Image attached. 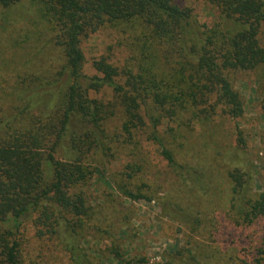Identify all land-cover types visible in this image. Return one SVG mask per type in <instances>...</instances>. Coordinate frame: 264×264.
Masks as SVG:
<instances>
[{
	"label": "trees",
	"instance_id": "obj_1",
	"mask_svg": "<svg viewBox=\"0 0 264 264\" xmlns=\"http://www.w3.org/2000/svg\"><path fill=\"white\" fill-rule=\"evenodd\" d=\"M31 1L29 13L34 10V16L29 22L39 26V33L51 35L61 63L49 80L33 89L19 83L7 111L0 85V264H36L43 242L60 253L61 261L66 256L68 264H98L82 245L83 233L92 229L113 234L95 223L98 212L87 189L96 172L108 171L118 147H133L145 135L158 146L182 189L208 197L218 168L208 166L207 173L201 162L197 168L179 164L165 132L176 129L194 148L195 132L200 131L218 146L216 120L225 123L245 114L243 95L234 83L241 72L257 74L258 104L264 113V0H200L217 11L211 24L201 22L181 0ZM21 2L0 0L3 34L19 20L13 16ZM108 28L127 36L128 57L116 65L111 56H101L90 74L82 41ZM106 92L112 100L99 97ZM119 114L120 131L113 135L108 125ZM169 123L175 125L164 132ZM192 151L199 160L209 155ZM141 168L140 163L128 164L130 171L120 182L115 180L120 195L135 201L153 198L143 192L148 184L131 186ZM227 170L230 224L216 219L208 232L212 237L222 234L226 241L233 237L232 242L240 232L252 259H241L232 246L223 248L213 238L215 247L189 242L169 252L162 264H264V187L255 192L253 169ZM163 211L193 233L208 230L203 212L183 207V202L168 201ZM259 224V245L251 244L256 232L244 241L243 229ZM112 251L116 260L125 261L115 242ZM53 253L45 255L52 259Z\"/></svg>",
	"mask_w": 264,
	"mask_h": 264
},
{
	"label": "rangeland",
	"instance_id": "obj_2",
	"mask_svg": "<svg viewBox=\"0 0 264 264\" xmlns=\"http://www.w3.org/2000/svg\"><path fill=\"white\" fill-rule=\"evenodd\" d=\"M181 1L193 8L201 22L213 23L212 12L215 14L216 10L200 0ZM31 2L22 0L16 7V15L13 18L19 20L11 26L7 34L0 30V85L6 95L2 102L5 111L10 109L11 98L20 88L19 83L25 81L24 86L33 89L49 80L61 63L60 48L54 42H49L51 35L39 33V26L29 22L34 16V10L29 13ZM126 37L117 30L108 28L84 38L81 47L86 58V71L93 74V61L101 56H111L110 62L123 64L129 53L125 47ZM256 76L255 72H241L235 76V86L243 95L246 104L245 114L236 120H226L225 123L222 118L216 120L217 133L220 136L217 140L218 146L214 145L211 137L202 136V133L197 131L195 138L193 137L196 147L192 148L186 142L185 135L177 132L174 127V132H165L175 124L169 123L164 128L166 144L174 152L179 164L197 168L198 162H201L202 169L207 173H210L208 166L218 168L219 172H216L212 181L214 191L208 197L194 196L188 188L182 189L179 177L160 154L158 146L146 140L145 135L138 137V142L133 147L124 150L118 147V154L107 165L108 171L95 173L87 189L90 196L88 200L98 212L95 223L100 224L103 229H109L113 234L109 237L104 232L92 229L83 233L82 245L98 264H162L169 252L193 241L207 248L215 247L218 241L223 248L232 246V252L238 253L241 259H252V250L244 249L248 244L241 242L239 231L237 239L240 240L236 239L235 242H232L233 237L224 240L222 234L215 235L216 238L212 237L208 231L212 230L216 219L224 225L230 224L227 219L230 211L231 181L227 168L236 166L244 170L253 169L255 192L259 193L264 187V113L258 104L260 96L257 92ZM42 97L47 98L46 95ZM99 97L106 101L113 99L111 92L100 94ZM121 124L122 115L119 114L110 121L108 130L115 135L120 131ZM238 134H241L246 142L245 147L239 142ZM215 146L224 153V160L222 156L217 155ZM192 149L209 155L204 157V160H199L193 155ZM134 163H140L142 168L135 174L131 186L148 184L150 187L144 188L143 192L152 194L151 200H130L120 195L116 189L115 180L120 182L122 174L130 171L126 166ZM168 201L183 202V207H194L196 211H202L208 233H193L179 220L166 216L163 208ZM261 228L260 224L244 228V241H248L249 234L256 232L257 237L251 244L259 245ZM114 242L123 253V263L114 257ZM43 245L44 252L37 258L36 264H68L66 256L61 261L60 253L52 252L51 244L43 242ZM45 252L53 253V260L45 255ZM142 260L145 262H141Z\"/></svg>",
	"mask_w": 264,
	"mask_h": 264
}]
</instances>
